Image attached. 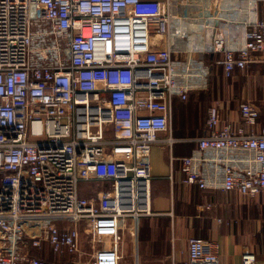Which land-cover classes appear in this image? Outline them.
I'll use <instances>...</instances> for the list:
<instances>
[{
    "label": "built area",
    "instance_id": "1",
    "mask_svg": "<svg viewBox=\"0 0 264 264\" xmlns=\"http://www.w3.org/2000/svg\"><path fill=\"white\" fill-rule=\"evenodd\" d=\"M258 1L0 0V264H53L30 251L45 244L81 264L82 221H113L106 232L120 242L136 237L151 213V166L138 151L171 133L175 97L208 87L207 56L221 54L225 77L264 62ZM238 108L247 131L209 106L180 158L185 184L264 190L260 112L244 99ZM80 180L106 185L98 203L79 194ZM185 264L221 263L192 236Z\"/></svg>",
    "mask_w": 264,
    "mask_h": 264
},
{
    "label": "crops",
    "instance_id": "2",
    "mask_svg": "<svg viewBox=\"0 0 264 264\" xmlns=\"http://www.w3.org/2000/svg\"><path fill=\"white\" fill-rule=\"evenodd\" d=\"M257 16L264 20V0L258 1ZM220 55L206 58L211 65L206 89L191 91L186 100L173 99L171 133L161 132L159 141L137 153L138 159L149 161L151 166V213L136 221V237L125 232L120 242L106 232L113 221H82L81 264H185L192 236L212 244L221 264H242L245 253L254 256L255 264H264V190L255 196L202 190L185 184L180 169V158L192 152L204 133L210 105L219 106L222 118L234 130L247 131L238 105L240 100H248L260 112L255 129L264 126V62L249 63L225 77L216 62ZM170 134L173 140L167 142L165 138ZM97 184L101 188L88 196L95 203L106 187L104 183ZM56 223L65 225L67 221ZM30 251L53 264H67L69 260L68 254L56 257L46 244L42 249L30 247Z\"/></svg>",
    "mask_w": 264,
    "mask_h": 264
},
{
    "label": "rangeland",
    "instance_id": "3",
    "mask_svg": "<svg viewBox=\"0 0 264 264\" xmlns=\"http://www.w3.org/2000/svg\"><path fill=\"white\" fill-rule=\"evenodd\" d=\"M225 81L227 82V80H225ZM226 90L227 89H225V91ZM222 98H223V96H222ZM208 108H207L206 116L208 115ZM84 155H86V153H84ZM97 185H98L97 182L80 180L79 183H78L79 194L84 196V197H87V198H88V196L91 197V196L95 195L96 191L101 188L100 186H97Z\"/></svg>",
    "mask_w": 264,
    "mask_h": 264
}]
</instances>
